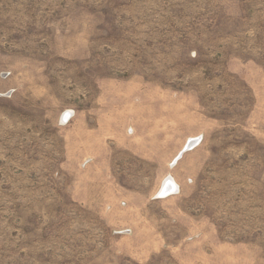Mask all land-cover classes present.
Instances as JSON below:
<instances>
[{"label":"rangeland","instance_id":"rangeland-1","mask_svg":"<svg viewBox=\"0 0 264 264\" xmlns=\"http://www.w3.org/2000/svg\"><path fill=\"white\" fill-rule=\"evenodd\" d=\"M0 264H264V0H0Z\"/></svg>","mask_w":264,"mask_h":264},{"label":"bare ground","instance_id":"bare-ground-1","mask_svg":"<svg viewBox=\"0 0 264 264\" xmlns=\"http://www.w3.org/2000/svg\"><path fill=\"white\" fill-rule=\"evenodd\" d=\"M194 143V142H193ZM177 184L175 183V181L173 180V178L171 177V175H168L165 180L163 181V185H162V192L164 194L166 193H170L171 190H177Z\"/></svg>","mask_w":264,"mask_h":264},{"label":"water","instance_id":"water-1","mask_svg":"<svg viewBox=\"0 0 264 264\" xmlns=\"http://www.w3.org/2000/svg\"><path fill=\"white\" fill-rule=\"evenodd\" d=\"M172 192H173V190H171V192H170V193H172ZM170 193H169V194H170Z\"/></svg>","mask_w":264,"mask_h":264}]
</instances>
